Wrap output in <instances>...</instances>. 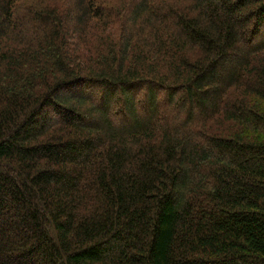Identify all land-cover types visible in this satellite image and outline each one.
<instances>
[{
  "label": "trees",
  "instance_id": "trees-1",
  "mask_svg": "<svg viewBox=\"0 0 264 264\" xmlns=\"http://www.w3.org/2000/svg\"><path fill=\"white\" fill-rule=\"evenodd\" d=\"M0 264H264V0H0Z\"/></svg>",
  "mask_w": 264,
  "mask_h": 264
},
{
  "label": "rangeland",
  "instance_id": "rangeland-1",
  "mask_svg": "<svg viewBox=\"0 0 264 264\" xmlns=\"http://www.w3.org/2000/svg\"><path fill=\"white\" fill-rule=\"evenodd\" d=\"M23 1L26 3H32L33 0H23ZM53 1H61V0H53ZM96 1H99V0H96Z\"/></svg>",
  "mask_w": 264,
  "mask_h": 264
}]
</instances>
